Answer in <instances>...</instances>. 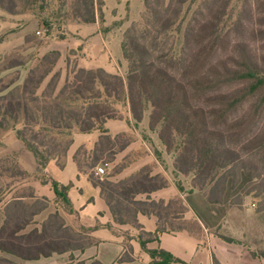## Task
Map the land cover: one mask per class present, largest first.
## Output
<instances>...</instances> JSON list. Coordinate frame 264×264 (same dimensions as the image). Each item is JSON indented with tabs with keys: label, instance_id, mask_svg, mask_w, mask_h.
Masks as SVG:
<instances>
[{
	"label": "trees",
	"instance_id": "1",
	"mask_svg": "<svg viewBox=\"0 0 264 264\" xmlns=\"http://www.w3.org/2000/svg\"><path fill=\"white\" fill-rule=\"evenodd\" d=\"M19 1L20 12L18 0H0V9L10 14L38 5L45 9V0ZM104 5V0H70L72 22L102 21ZM143 8L123 35L125 77L81 68L67 56V77L58 88L59 51L47 52L24 77L20 70L2 76L24 67L23 61L0 60V134L14 132L37 163L30 174L14 156L0 157V264L93 245L83 235L86 229L74 230L66 221L73 216L71 184H62L48 170L52 162L64 169L75 134L93 132L100 134L98 141L91 148L80 145L73 155L78 177L99 188L115 224L137 230L149 264H187L148 247L168 229L160 203L136 197L165 188V178L143 174L113 183L95 175V167L115 147L106 123L125 119L124 113L140 123L151 109L149 128L175 153L174 169L193 174V187L208 190L211 204H220L238 186V171L241 178L264 174V0H144ZM175 34L182 36L178 49ZM32 182L50 184L54 199L37 197ZM260 193L264 198V189ZM139 215L157 218L155 232L143 229ZM124 248L119 262L134 261L132 246ZM69 264L104 263L71 258ZM212 264L221 263L213 256Z\"/></svg>",
	"mask_w": 264,
	"mask_h": 264
},
{
	"label": "rangeland",
	"instance_id": "2",
	"mask_svg": "<svg viewBox=\"0 0 264 264\" xmlns=\"http://www.w3.org/2000/svg\"><path fill=\"white\" fill-rule=\"evenodd\" d=\"M43 5L44 10L39 9L41 5H38L31 11L17 14L0 9V60L6 58L25 63L24 67L12 69L2 76H12L16 70H20L21 76L24 77L29 68L53 50L61 53L64 49L66 57L70 56L72 61H77L76 50H65L59 45L62 40H75L78 37L75 32L78 25L72 22L70 16V0H45ZM17 6L20 12L23 9L22 2L18 0ZM143 9L141 0H130L128 11H123L127 14L119 21L120 24L123 23L127 29L132 22L140 19ZM61 36H64V39H60ZM181 41L182 36L175 34L177 49ZM111 55L124 61L121 46L115 47V43L111 44ZM62 62L59 58L56 64L55 70L59 73L62 64L66 67V59L65 63ZM124 62L123 68L118 70L122 77H125L128 71L127 62ZM46 83L47 81L42 88ZM150 110L148 108L140 123H136L129 113H124L123 120H110L106 123L108 135L115 145L112 153L115 154L104 156L103 162L94 169L95 175L113 183L143 174L165 178L168 182L165 188L148 195H138L136 199L160 203L162 222L169 233L187 231L197 241V252L207 253L209 257L212 255L219 262V258H237L241 261L259 259L264 264V198L260 193L264 189V174L260 179H254L249 172L246 177L241 178L238 171V186L229 190L228 196L220 204H211L208 201V190L200 191L193 187V174H182L174 169L175 153L168 151L160 141L158 133L149 128ZM99 136L98 132L75 134L73 151L82 144L91 148ZM16 140L14 132L0 134V157L4 156L3 152ZM109 157L112 161L105 163ZM98 167L104 169L103 174H97ZM48 170L54 178L61 181V172L53 162ZM243 182L244 186H241ZM70 184L68 195L72 192L69 198L73 216H68L66 221L74 230L80 226L86 229L83 235L88 236L93 245L89 250L53 254L36 261L18 260L19 264H69L71 258L87 260L93 256L94 247L105 241L104 236L94 235L97 230H107L111 233V239L118 240L123 247L130 244L133 248L137 230L130 225H117L103 219L104 214L111 212L101 197L99 188L82 175L78 181ZM76 200H81L83 205L76 204ZM96 227L97 229L93 230ZM229 249L234 252L232 257L228 255ZM144 254L149 258L147 253ZM114 262L119 263V259Z\"/></svg>",
	"mask_w": 264,
	"mask_h": 264
},
{
	"label": "crops",
	"instance_id": "3",
	"mask_svg": "<svg viewBox=\"0 0 264 264\" xmlns=\"http://www.w3.org/2000/svg\"><path fill=\"white\" fill-rule=\"evenodd\" d=\"M104 2V17L102 21L97 19L94 23L77 24L78 26L75 29V32H77L78 34L77 39L62 40L61 44L59 45L65 48V50L69 49L77 51V63L81 68H101L109 73L118 74V70L120 69V67L123 68L124 66L123 63H125V59L123 58V61L121 58L117 59L111 55V44L115 43V47L121 46L122 51V40L126 29L124 24H120L119 21L125 18L127 12L126 14H124L123 11H128L130 0H104ZM141 4H144V0H141ZM63 50H61L60 58L61 61L64 62V60L66 59V53ZM66 77L67 69L62 64L60 66V80L58 88H61L63 86ZM72 146L68 152L67 163L64 169L60 170L62 179L61 181H58L64 185H68L71 182L78 181L79 177L81 176L80 175L78 177L77 166L73 161V155L76 150L73 151ZM3 155L14 156L21 167L30 174L35 173L37 170V163L34 155L29 150H27L24 143L18 139L12 146L8 147L7 150L3 152ZM30 185L33 187L35 195L37 197H46L49 200L54 199L55 194L50 184L42 185L38 182H32ZM69 195L71 196L72 192H69ZM74 202L79 206L83 205V202L81 200H76ZM86 209L87 208H85V210ZM86 215L92 217L98 216L97 214ZM138 218L144 230H146L147 232H155L158 222L155 216L139 215ZM103 219L108 222H113L111 214H104ZM94 233V235H96L97 237L104 236L105 238H103V240L105 241H101L99 246L97 247L93 246L95 248V252L93 254L91 253L93 256L89 257V259L87 260L98 259L104 264H149L150 259L147 258L146 254H144L145 251L141 249L137 241V243L135 242L133 244L134 261L115 263L114 261L117 258L119 259V257L125 250L121 242H119L118 240H114L113 238L111 239V233H109L107 230H97ZM148 247L164 249L165 251L173 254L175 257L185 261L186 263L212 264L213 256L211 255L209 257V254L207 253L204 254L200 251L197 252V241L192 238L185 230L172 233L165 232L160 235L159 241L150 243ZM90 248L91 247L85 250H89ZM227 251L228 255H230L231 257L234 255V252L232 250L229 249ZM219 260L221 264H263V262L259 259L241 261L237 258H231L228 260L219 258Z\"/></svg>",
	"mask_w": 264,
	"mask_h": 264
},
{
	"label": "built area",
	"instance_id": "4",
	"mask_svg": "<svg viewBox=\"0 0 264 264\" xmlns=\"http://www.w3.org/2000/svg\"><path fill=\"white\" fill-rule=\"evenodd\" d=\"M104 173V169L102 167H98L97 168V174L100 175V174H103Z\"/></svg>",
	"mask_w": 264,
	"mask_h": 264
}]
</instances>
